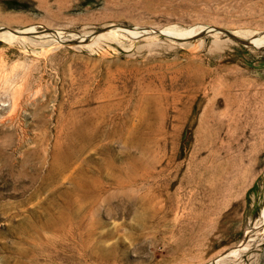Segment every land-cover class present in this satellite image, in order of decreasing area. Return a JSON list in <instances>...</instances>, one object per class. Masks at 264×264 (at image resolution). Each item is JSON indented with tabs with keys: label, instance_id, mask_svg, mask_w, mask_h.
<instances>
[{
	"label": "rangeland",
	"instance_id": "obj_1",
	"mask_svg": "<svg viewBox=\"0 0 264 264\" xmlns=\"http://www.w3.org/2000/svg\"><path fill=\"white\" fill-rule=\"evenodd\" d=\"M200 26L264 0H0V264H264V44L131 34Z\"/></svg>",
	"mask_w": 264,
	"mask_h": 264
},
{
	"label": "bare ground",
	"instance_id": "obj_2",
	"mask_svg": "<svg viewBox=\"0 0 264 264\" xmlns=\"http://www.w3.org/2000/svg\"><path fill=\"white\" fill-rule=\"evenodd\" d=\"M211 27L212 26H208V27H204V26H200V28H197L195 31H194V34H197V33H199V32H201L202 30H203V32H201V33H204V34H207V33H215V32H212V30H211ZM110 29V27H107V29L105 30V31H107V30H109ZM151 29V30H150ZM125 30H129L128 28H125V29H113V30H109V32H107V33H103V34H101V35H97V36H94V37H91V36H93V35H90L89 37H86V35L87 34H85V36H79L78 34H71L75 39H78V38H81L80 39V41L79 42H82V41H84L86 38V41H88V43H86L87 45H91L92 43H95L98 39H100V38H102V37H109V36H111L112 34H114V33H116V34H118V35H121V34H123V33H125L126 31ZM105 31H103V32H105ZM149 31H153V32H156V33H159V32H161V34L162 35H165V36H167L168 38H179V36H177L174 32H169V31H164V30H155L154 31V28H152V27H150V28H147L146 30H142L140 33H138V32H135V30H134V32H132L131 34L132 35H138V36H141V34H147ZM236 36H238V35H241V33L240 32H237V31H233V30H231ZM27 33H31V32H34V28H29L27 31H26ZM1 33H3V32H1ZM175 35H174V34ZM96 34H98V33H96ZM1 35V34H0ZM10 35H12V34H9V36ZM149 35V34H148ZM262 36V37H261ZM58 37V36H57ZM86 37V38H85ZM91 37V38H90ZM239 37V36H238ZM58 38H60V37H58ZM239 38H241V37H239ZM83 39V40H82ZM243 39V38H242ZM61 41H63L64 43H66V42H69V40H65V39H60ZM245 40H249V41H251L253 44H255L256 46H260V45H263L264 44V34L262 35V34H256L255 36H253L252 38H249V39H245ZM74 41V40H73ZM124 192V191H123ZM259 235V234H258ZM248 236H250V235H247L246 237H248ZM259 237V236H258ZM249 238V237H248ZM247 238H245V240H246ZM260 239V238H259ZM245 240H243V243L241 244V247L242 246H244L245 244H247V243H245V242H247V241H245ZM256 240V238L254 239V241ZM249 243V242H248ZM249 245V244H248ZM252 246V245H251ZM250 246V247H251ZM247 248H249V247H247ZM241 249V248H240ZM239 249V250H240ZM220 259H223L222 257L220 258Z\"/></svg>",
	"mask_w": 264,
	"mask_h": 264
},
{
	"label": "water",
	"instance_id": "obj_3",
	"mask_svg": "<svg viewBox=\"0 0 264 264\" xmlns=\"http://www.w3.org/2000/svg\"><path fill=\"white\" fill-rule=\"evenodd\" d=\"M108 26H105L97 31H95L96 33H101L103 31H105L107 29ZM211 30L212 32H215V33H218V34H225V35H228L232 38H234L235 40H237L238 42L244 44V45H250V46H255L257 47L255 44H253L251 41L249 40H245V39H242V38H239L238 36H236L231 30L229 29H225V28H222V27H218V26H212L211 27ZM2 31V28L0 29V32ZM16 31V30H15ZM16 33H18V35H21V34H24L22 32H19L18 30L16 31ZM158 34H161V32H159ZM205 34L204 33H198V34H195V35H192V36H188V37H179V38H173L174 40H178V42H186L188 40H193V39H196V38H199V37H202L204 36ZM87 39V38H86ZM85 39V40H86ZM84 40V41H85ZM80 43H84V42H79V40H74V41H69V42H66V44H80Z\"/></svg>",
	"mask_w": 264,
	"mask_h": 264
}]
</instances>
